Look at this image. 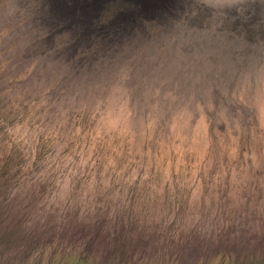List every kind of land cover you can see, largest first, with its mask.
<instances>
[{
  "label": "rangeland",
  "instance_id": "1",
  "mask_svg": "<svg viewBox=\"0 0 264 264\" xmlns=\"http://www.w3.org/2000/svg\"><path fill=\"white\" fill-rule=\"evenodd\" d=\"M134 60L149 69L136 102L115 89L88 104L103 67ZM10 111L16 120H4ZM58 169L65 190L68 177L79 188L103 175L109 187L119 181L145 201L163 190L194 212L208 197L235 205L264 185V0H163L152 10L135 0H0V264H64L96 247L99 225L32 224L47 188L19 190L33 172ZM114 256L141 264L138 252ZM153 260L264 264V241L239 252L189 243Z\"/></svg>",
  "mask_w": 264,
  "mask_h": 264
},
{
  "label": "clouds",
  "instance_id": "2",
  "mask_svg": "<svg viewBox=\"0 0 264 264\" xmlns=\"http://www.w3.org/2000/svg\"><path fill=\"white\" fill-rule=\"evenodd\" d=\"M148 71L139 60L103 67L91 82L88 104L104 102L115 89L126 93L121 97L125 102L129 98L136 102ZM3 118L16 120L17 114L6 112ZM105 155L102 148L99 159L102 161ZM26 171H32L30 165ZM66 177L62 169L39 176L33 172L30 182L19 190L24 196L47 188V195L40 192L34 203L32 224L36 229L86 232L100 226L96 247L72 254L64 264H117L114 254L121 250L129 255L138 252L141 264H157L153 257L167 253L175 259L181 247L189 243L200 252L220 248L239 252L264 241V185L245 190L235 205L223 201L209 204L212 198L208 197L204 206L194 212L163 190L154 201H145L142 196L137 197L135 189H125L119 181L109 187L103 175L85 179L79 188L80 179L68 177L71 188L65 190Z\"/></svg>",
  "mask_w": 264,
  "mask_h": 264
},
{
  "label": "bare ground",
  "instance_id": "3",
  "mask_svg": "<svg viewBox=\"0 0 264 264\" xmlns=\"http://www.w3.org/2000/svg\"><path fill=\"white\" fill-rule=\"evenodd\" d=\"M135 2L143 10H152L155 9L159 5V3H162L163 0H135Z\"/></svg>",
  "mask_w": 264,
  "mask_h": 264
},
{
  "label": "trees",
  "instance_id": "4",
  "mask_svg": "<svg viewBox=\"0 0 264 264\" xmlns=\"http://www.w3.org/2000/svg\"><path fill=\"white\" fill-rule=\"evenodd\" d=\"M58 259H60V258H58ZM58 259L55 258L54 261H57ZM215 264H218V262H215ZM221 264H222V263H221Z\"/></svg>",
  "mask_w": 264,
  "mask_h": 264
}]
</instances>
